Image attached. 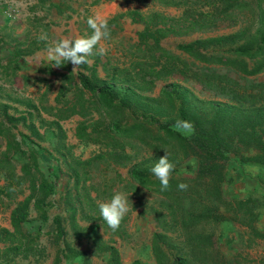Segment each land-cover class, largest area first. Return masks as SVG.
I'll use <instances>...</instances> for the list:
<instances>
[{
	"label": "trees",
	"instance_id": "trees-1",
	"mask_svg": "<svg viewBox=\"0 0 264 264\" xmlns=\"http://www.w3.org/2000/svg\"><path fill=\"white\" fill-rule=\"evenodd\" d=\"M156 1L167 5L182 4L185 0ZM206 2L213 11L189 13L185 10L181 20L175 23L161 12L147 16L133 12L145 23L137 31L139 52L134 54H140V58L133 60V70L113 65L102 78L97 74L95 63L81 65L72 71L71 62H64L57 67L61 71L56 72L54 62L42 61L39 71L60 75L54 103L47 101V90L40 92L36 101L33 97L17 95L0 83V174L6 179L0 192L14 202L10 210L12 228L0 225V242L4 244L0 246L1 257H7L8 253H12V257L25 256L35 250L38 231L34 234L26 229L28 215L34 209L45 219L50 205L48 197L56 192V177L45 175L39 165L40 143L37 140L44 138L45 131L40 128L45 127L53 132L56 149L68 163L72 183L64 188L60 199L76 233H79L77 216L103 221L97 197L112 198L119 190L115 183L105 180L86 183L92 179L93 169H98L102 163L125 165L145 150L151 151L145 161H154L155 165L167 152L169 162L175 167L166 191H161L160 181L146 166L130 167L129 182L122 184V187L129 185L137 198L133 207H143L156 225L150 239L154 264H251L254 261L264 264V257L253 259L248 252L234 247L224 252L215 243L216 227L223 221L243 227L240 241L244 247L264 237L257 226L263 202L261 196L253 192L244 196L228 195L225 191L232 179L227 168L231 156L235 169L241 170L244 164L264 165V77H257L264 71V7L258 10L260 35L255 47L242 43L232 54L209 49L212 45L235 42L245 34L240 29L180 42L177 47L192 59H179L161 45L162 37L171 32L209 26L223 14L229 15V9L247 7L246 0ZM39 47L42 44L33 40L31 46L12 50L6 56V63L0 59L2 74L6 75L3 78L10 81L17 69L15 61ZM149 55L152 61L145 60ZM175 73L196 79L204 90L223 100L207 101L210 110L203 112L197 105L187 102L186 88L179 89L172 82L165 83L157 96L143 93L152 89L155 79ZM23 77L30 78L29 75ZM178 97L181 102L176 104ZM131 109L141 115L131 116ZM43 111L51 117H44ZM95 112L98 116L89 120ZM73 114L82 117L75 126V136L80 141L105 146V150L87 158L72 159L60 121ZM157 115L166 118L155 123L153 119ZM178 119L192 122L194 133L185 136L175 130L173 126ZM20 125L26 131L21 130ZM191 160H194L192 172L179 169ZM255 176L263 181L262 173ZM181 183L188 185L186 191L179 190ZM92 189L95 196L91 194ZM23 193L24 196L18 198ZM145 194L149 198H145ZM62 219L60 214L52 217V232L57 240L63 239L52 264H59L62 258H77L80 264H92L91 255L101 253L107 255V264H122L119 249L105 241L99 232L92 239L90 252L73 246L64 238ZM167 247L174 248L173 256ZM131 264H138V260Z\"/></svg>",
	"mask_w": 264,
	"mask_h": 264
},
{
	"label": "rangeland",
	"instance_id": "rangeland-1",
	"mask_svg": "<svg viewBox=\"0 0 264 264\" xmlns=\"http://www.w3.org/2000/svg\"><path fill=\"white\" fill-rule=\"evenodd\" d=\"M17 1L19 6H22L24 13L26 12L25 27L22 29L23 32L19 33L20 35H17L14 30L9 31L8 29L0 28V59L2 60L4 58L2 52H9L11 49L14 50L16 48L31 46V41L33 40H37V44H42V48L32 54H22L21 57L15 61V64H17L16 70H18L15 71L17 77L14 79V74L12 79L7 81V84L5 85L7 88L12 89L15 94L23 97L30 96L36 101L40 95L39 93L47 90V101L49 103H54V97L58 92L61 83L60 75L41 72L38 68L41 65L42 60L49 61L47 58L48 47L54 45L60 39L68 38L73 40L78 37L90 36L92 34V30L87 25V19L90 16H95L93 13L94 11L90 8V0H39L38 3H36V0ZM246 1L247 7L242 9H229V15L226 16V14H223L222 17L216 19V21L209 26H204L183 34L167 35L168 37L163 38L161 43L176 52L178 51L176 48L178 43L190 40L195 36H213L243 29L245 34L241 35L235 42L212 45L209 49L223 54H232L234 48L242 43L251 44L252 47H255L260 35L258 32V10L260 7H264V0ZM157 3L148 0L147 4V2L143 3V1L140 0L139 4L142 6H146L147 4L149 5L148 9L152 8L157 12L164 13L162 8L158 10V8L155 7L162 3H159L158 1ZM180 7H183V11L186 10L189 13L194 11L209 13V11H213L206 0H185ZM86 8H88L89 11L84 14V9ZM23 14L22 16L24 17L25 15ZM167 15L170 14L167 13ZM141 28L142 24L140 22L138 24L132 22L128 24L123 22L120 27L110 26L108 23V29L110 32L109 37L103 39L100 44L97 45V49L99 47H104L107 50L106 55L100 56L94 54L88 57V64L91 65L95 63L97 74L102 78H105L107 71H110L113 65L120 68L127 67L133 70V60L140 58V54L134 53L139 52V50L136 49L138 41L137 31ZM42 32L47 33V41L38 39ZM3 39L4 42H1ZM7 49L8 51H6ZM179 53L174 54L179 59L187 61L192 59L183 52L179 51ZM146 57L145 60L152 61L150 55ZM175 61L178 62V59H175ZM248 62L251 64L252 60H249ZM55 70L56 72L61 71L57 67H55ZM2 73L0 67V78L6 76ZM25 73L30 76L28 81L23 79ZM39 76L44 78L42 79ZM257 77L263 78L264 71L259 73ZM168 82L174 83L179 89L186 88L188 96L187 102L191 105H197L198 109L203 112H208L210 110L209 102L207 101L223 100L221 97L214 96L207 90H204L196 79L188 76L184 77L176 73L165 78L155 79L152 89L144 90L143 93L157 96L159 95L162 86ZM180 102L181 98L178 97L176 99V104ZM14 104L19 108L23 107L20 103ZM129 112L131 116L141 115V113L132 109L129 110ZM42 115L46 118L51 117L44 111L42 112ZM146 115L149 116L148 113ZM97 116L98 114L95 112L88 118L89 120H92V118H96ZM165 118L166 116L157 115L153 120L155 123H161ZM80 119H82L80 115L73 114L60 121L65 132V145L66 148L69 149V153L71 154L69 155L72 159L87 158L96 152L105 150V146H100L97 143L83 142L75 136V126ZM36 122L38 123V121ZM20 129L26 131V128L22 125H20ZM40 129L41 131L44 130L45 133L42 140H37L40 143L39 165L45 175L51 176L50 174H52V176L54 175L56 177V192L48 197L50 205L47 207V217L45 219L40 217L34 209H31L28 215L26 229L34 234L38 231L34 241L36 245L34 247V253L32 252L25 256L20 254L13 257L12 253H8L5 258L0 256V264H52L58 248L63 245V239L57 240L52 232V217L55 214L63 216L62 223L65 229L64 238L73 246L79 249H86L90 252L92 239L95 234L99 232L105 241L113 243L119 249L122 264H131L134 260H138V264H154L155 261L150 248V239L152 232L156 229V225L152 216L148 212H145L143 207H133L137 198L135 195H132L129 185H127L128 187H122L124 186L122 184L129 182L130 167L146 166L151 172V169L154 166V161H145V158L150 156L151 151H142L139 156L135 157L125 165H107L106 163H102L98 169L92 170V179H88L86 183L93 182L96 184L101 183L102 180L112 184L115 183V186L119 189L117 193L120 192L129 196L130 211L126 214L119 229L116 231L110 229L107 224L99 218L91 219L78 215L77 225L79 226V233H76L66 216L65 207L60 199V194L64 191V188L72 183L67 171L68 163L63 158L61 152L56 149V139L53 132H51V129L45 127H41ZM128 150L130 149L128 148ZM231 158L232 159L228 161L227 168L231 173V178L236 179L238 176H241L240 168L233 170L232 163H235V161L234 157L231 156ZM179 169L192 172L194 170V160L187 161L180 166ZM244 172L245 175L257 178L253 173L254 171L247 168V166ZM261 173L264 177V169ZM257 181L258 185L252 192L254 194L258 193L263 200L259 207L257 226L264 232V178L263 181H260L259 179H257ZM5 184L6 179L0 174V190L5 187ZM226 187H229V185L225 186V191L228 195L244 196L248 194L247 191L241 190L231 192L230 190L228 191ZM26 192L27 190L25 193ZM25 193L20 194L18 198H22ZM91 194L95 196L96 192L92 189ZM145 198H149L148 194H145ZM110 199L111 197L109 196L101 195L100 197H97L99 203L107 202ZM13 206L14 202H12V200H10L4 193L1 194L0 192V225L12 228L10 224V210ZM243 230V227L238 224H234L230 221H223L216 227L215 243L218 244L224 252H230L231 247H234L235 249L239 248L240 251L248 252L249 256L253 259L264 257V237L257 238V242L253 243L252 246L244 247L240 241L241 234L244 232ZM0 246L4 247V244L0 242ZM167 251L171 256L175 253L174 248L167 247ZM91 259L92 264H107V255L105 253L91 255ZM59 264H80V261L77 258L70 260L62 258ZM251 264L262 263L254 261Z\"/></svg>",
	"mask_w": 264,
	"mask_h": 264
},
{
	"label": "clouds",
	"instance_id": "clouds-1",
	"mask_svg": "<svg viewBox=\"0 0 264 264\" xmlns=\"http://www.w3.org/2000/svg\"><path fill=\"white\" fill-rule=\"evenodd\" d=\"M87 25L92 30L90 36L78 37L74 40L62 38L54 45L48 47L47 58L49 61L54 62L55 67L63 66L64 62H71L73 65L72 71H76L81 65L89 63L88 57L94 54L106 55L107 50L104 47L97 49V45L110 35L107 20L100 16H90L87 19ZM38 39L47 41V33L42 32ZM173 127L185 136L191 135L195 131L192 122L183 119H178ZM174 167V164L169 162L167 152L152 167L151 172L160 181L161 191H166L169 188V181ZM178 188L181 191H186L188 185L181 183ZM98 208L103 221L110 229L116 231L119 229L126 214L130 211L129 196L118 192L109 201L98 203Z\"/></svg>",
	"mask_w": 264,
	"mask_h": 264
},
{
	"label": "crops",
	"instance_id": "crops-1",
	"mask_svg": "<svg viewBox=\"0 0 264 264\" xmlns=\"http://www.w3.org/2000/svg\"><path fill=\"white\" fill-rule=\"evenodd\" d=\"M11 1L14 4L15 8L17 9V12L15 13L14 17L13 16H9L6 13V11H5V8H6V5L8 3V0H0V28L1 29L5 28V29H8L9 31L14 30L17 33V35H20L19 33L23 32L22 29L25 27L26 12L24 13L22 6H19V3H18L17 0H11ZM38 1L39 0H36V3H38ZM142 1H143V3L147 2V4H148V0H142ZM152 1H153V3H157L156 0H152ZM139 3H140V0H90V2H89L91 10L94 11L93 12L94 15L95 16H100L101 18L106 19L107 23H109L110 26L120 27V26H122L123 22L128 23V24L130 22H132L134 24L135 23L138 24L140 22L142 24V28H143L145 26V23L140 18H137L139 15L134 14L133 12H137L138 11L142 15H146L147 16L150 13L155 12L156 10L152 9V8L148 9L149 5L146 4V6H142ZM182 4H167V5H165V4H161L160 5L159 4V5H156L155 7L158 8V10H160L162 8L163 11H164L163 14H165V16H169L171 18V20H170L171 23L172 22L175 23V22H178L179 20H181L182 13L184 12L183 11L184 8L180 7V5H182ZM87 11H89L88 8L84 9V14ZM167 13H169L170 15H167ZM22 14L25 15V16L23 17ZM116 16H118L116 18V21L115 22H111V20L114 17H116ZM84 21H85V19H84ZM170 22L167 23V25H169ZM186 32H189V31H185V32L181 31V33H173V32H171V33L168 34V36L171 35V34H183V33H186ZM168 36L165 35L164 37H162L160 39V43H161V40L163 38L168 37ZM210 36H212V35H210ZM195 38H199V37L195 36V37L191 38L190 40H187V41H184V42L191 41V40H193ZM1 42H4V39L1 40ZM161 45L164 48H167L170 52H172L174 54H178L179 51L187 54L183 50L179 49L177 47V45H176V48L178 49V51H176V52L173 51L170 47L164 46L162 43H161ZM41 48L42 47L35 48L31 53H24V54L35 53L37 50H39ZM6 51H8V49ZM11 51H12V49L9 50V52H2V54L4 55V58L1 60L2 63H6L5 56L10 54ZM42 61H45V60H42ZM16 71H18V70H16ZM24 75H29V74L25 73ZM3 77L0 78V83L7 84L6 82L8 80L6 78H3ZM16 77H17V73L15 74L14 79ZM23 79H24V77H23ZM27 97H30V96H27ZM246 166H247V168H250V170L254 171L253 172L254 174H257V173L261 174V172H263V169H264V167H263L264 165L244 164L243 167L240 170L241 176H238L236 179L235 178L232 179L231 181H229L228 184H226L227 186L229 185V187H226L228 191L230 190L231 192H233V191L241 190V191H247V193H250V192L255 190V188L258 185L257 184V182H258L257 178H255V177L253 178V177H250L249 175H245L244 171L246 169ZM233 170H237V169L234 168Z\"/></svg>",
	"mask_w": 264,
	"mask_h": 264
},
{
	"label": "built area",
	"instance_id": "built-area-1",
	"mask_svg": "<svg viewBox=\"0 0 264 264\" xmlns=\"http://www.w3.org/2000/svg\"><path fill=\"white\" fill-rule=\"evenodd\" d=\"M5 11L6 13L9 15V16H13L15 15V13L17 12V9L15 8L14 4L12 3L11 0H8V3L6 5V8H5Z\"/></svg>",
	"mask_w": 264,
	"mask_h": 264
}]
</instances>
